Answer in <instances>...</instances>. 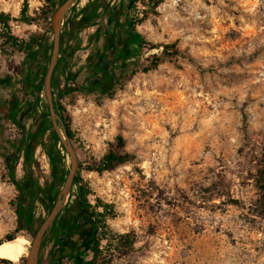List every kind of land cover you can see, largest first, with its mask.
<instances>
[{"label": "rangeland", "instance_id": "obj_1", "mask_svg": "<svg viewBox=\"0 0 264 264\" xmlns=\"http://www.w3.org/2000/svg\"><path fill=\"white\" fill-rule=\"evenodd\" d=\"M63 1L53 0V13ZM88 2L76 0L63 20L58 60L61 56L65 61L57 82L66 91L59 95L55 81L51 89L62 106L59 132L63 136L68 123L78 156L76 174L86 184L87 206L99 226L94 264H264V189L255 179L264 160V0H134L128 24H134L131 35L140 34L142 43L131 40L124 53L126 68L117 59L120 40L111 50L104 47L108 57L103 66L91 59L103 47V38H112L107 11L69 36L67 19ZM24 3L31 16L41 14L47 4L0 0V12L18 17ZM45 25L43 19L15 21L12 31L27 39L34 30L46 32ZM47 34L41 60L33 63L20 51H0V79L20 74L30 80L32 72L37 78L45 73L53 32ZM165 44H174L178 53L169 47L167 59L142 71L136 63L149 65ZM110 82L112 97L101 93ZM40 94L52 125L43 90ZM11 96V87L0 82V101ZM28 98L33 99H21ZM22 122L29 127L31 119ZM50 133L48 129L44 135L46 145ZM117 135L125 139L130 161L111 170L88 171L87 162L100 158ZM19 138V128L0 111V240L22 233L30 246L48 214L46 205L51 207L55 199V190L48 195L45 190L55 182L56 166L42 145L35 147L31 169L37 189L23 196L30 227L16 231L21 198L5 155H15L13 143ZM56 147L64 155L59 191L70 156L60 141ZM21 161L15 165L17 180L24 176ZM77 190L73 184L68 199ZM43 198L46 205L40 202ZM29 246L23 260L14 264H24ZM90 246L76 247L63 258L46 238L38 264L92 262Z\"/></svg>", "mask_w": 264, "mask_h": 264}, {"label": "trees", "instance_id": "obj_2", "mask_svg": "<svg viewBox=\"0 0 264 264\" xmlns=\"http://www.w3.org/2000/svg\"><path fill=\"white\" fill-rule=\"evenodd\" d=\"M47 4L42 7L41 14L37 16H31L28 14V5L24 3L21 10L20 15L18 17L11 16L9 13L0 12V51L5 53L8 49L10 51H20L24 53V57L26 61L33 63L35 61L41 60V53L44 50V47L48 45L49 38L47 32H51L50 26V18L53 13V0H46ZM158 2L156 1L154 5ZM97 6L92 2H88L83 8L81 12H72V16L67 19V28L69 30V36L73 34V32L79 29L83 25H89L94 23L95 19L97 18L98 14L96 12ZM39 19H43L45 21V27L47 28L46 32H41L40 30H34L29 33L27 39L18 38L12 31V22L18 21L23 23H37ZM130 27L133 28L134 24L132 22L129 23ZM63 30L61 31V41H60V49L63 42ZM137 38V41L142 43V38L140 34H135L133 39ZM155 47V46H153ZM172 48V53H178V49L175 48L174 44H165L163 46V52L161 54H152L151 63L147 66H143L139 62L136 64L142 71H148L152 68H155L160 61L168 57L165 56L167 48ZM51 49V48H50ZM126 51L122 50L118 54V63L121 65L122 68H126L127 57L124 55ZM172 55V54H170ZM43 57V56H42ZM103 59L105 55H102ZM65 58L61 57L57 61L52 78H51V87H53V83L55 81V87L58 89V82L57 77L61 71H64V63ZM97 61V65H98ZM135 71V70H134ZM45 73H42L39 78H37V73L32 72L29 77L31 78L28 80L27 76H21L18 74L17 76L5 77L0 79V82L5 85L11 87L12 96L10 100H1L0 101V111L3 112L8 119H10L20 130V138L14 144L15 155L10 157L5 155V160L7 162V169L9 173L10 180L15 185L17 190L20 193V202L15 209V214L19 219V223L17 226L18 231L22 227H30V215H29V208L24 199V195L28 194L29 191L35 192L37 189L36 182L32 175V163H33V152L36 146L42 145L44 148L45 153L49 157L52 165L56 166L54 171V181L55 176L59 180L63 176V172L60 169L59 163L64 159V155L62 150L57 149L56 145L59 143V137L53 129L51 123H48V113L45 111L44 108L42 110H37V105L40 102V93L43 90V81H44ZM14 82V83H13ZM119 82V78L115 81V83ZM13 84V85H12ZM16 86V87H15ZM113 83H109L101 90V93L106 94L108 97H112L114 94L115 89L113 88ZM65 89H58V94L61 95ZM25 97H33V99L28 98L23 101L21 98ZM8 104V106H7ZM47 108V105H45ZM56 109L58 111L59 116L61 119L62 114L60 110H62V106L57 103ZM31 119V124L29 127H26L23 124L22 120L24 119ZM245 119V116H243ZM245 122V120L243 121ZM65 131L68 134L69 138L73 139V134L70 131L68 123H64ZM48 129H51L50 133V143L48 145L44 142V135ZM19 158L22 159L21 164L24 171V176L21 180H17L15 178V165L18 162ZM131 155L129 152L125 150V139L122 135H117L115 139L110 142L108 149L103 153V155L98 159H92L90 162H87L85 168L88 171H98L102 172L105 170H111L114 167L124 164L125 162L130 161ZM82 163H80V166ZM256 182L259 184L261 189H264V160H261V163L256 168ZM59 182V181H58ZM55 183V182H54ZM73 183L77 186V194L76 200L81 202L87 209L88 204L86 202L85 196L87 193L86 184L83 182L80 174H76L73 179ZM59 185V184H58ZM74 198V196H72ZM264 202V197L262 198ZM89 210V209H88ZM264 213V212H263ZM89 217L92 222V230H93V238L91 243V250L93 253V261H88L85 264H94V258H96L97 254L99 253V239L97 236L99 226L97 221L94 218V213L89 210ZM17 234L16 232L8 233L4 236L0 243L5 240L13 239ZM23 260V259H22ZM39 261V260H38ZM13 261L7 258H0V264H14ZM59 259L54 262L53 264H58ZM23 264V263H21Z\"/></svg>", "mask_w": 264, "mask_h": 264}, {"label": "flooded vegetation", "instance_id": "obj_3", "mask_svg": "<svg viewBox=\"0 0 264 264\" xmlns=\"http://www.w3.org/2000/svg\"><path fill=\"white\" fill-rule=\"evenodd\" d=\"M92 3L97 4L98 0H91ZM103 4L97 7L96 12L107 11L105 14L106 25H111L112 38H103V47L98 48V51L91 59H96L98 65L104 63L102 58L104 47L112 49L115 41L120 40V50L126 51L133 36L134 29L128 24V16L133 9L134 0H103ZM113 17V20L111 18ZM95 23V21H94ZM131 28V29H130ZM128 33L126 34V30ZM112 39V40H111ZM95 60V61H96ZM58 179L55 176V183L50 184L49 188L45 190L46 195L52 193L55 190L54 203L57 200L58 192ZM70 194V193H69ZM67 195L62 204L60 211L58 212L51 228L45 234L43 241L49 238L52 245L55 244L57 250H60L63 258H68L72 254V250L76 247L81 248L86 244H91L93 238L92 222L89 217V210L79 201L74 198L68 199ZM43 205H46L45 198L40 201ZM53 205V204H52ZM49 207L46 205V209L49 212ZM42 244V243H41Z\"/></svg>", "mask_w": 264, "mask_h": 264}, {"label": "water", "instance_id": "obj_4", "mask_svg": "<svg viewBox=\"0 0 264 264\" xmlns=\"http://www.w3.org/2000/svg\"><path fill=\"white\" fill-rule=\"evenodd\" d=\"M76 0H64L54 11L50 18L51 29L53 32L52 45L50 50V59L49 63L45 70L44 81H43V92L46 97L47 105L49 108V113L52 121V125L56 134L59 137L60 142L62 143L64 149L70 156V168L66 175L65 181L58 192L57 200L53 203L47 216L43 219L41 224L37 227L31 245L29 246V252L25 257L24 264H38L39 251L41 243L47 231L51 228L55 217L60 211L62 204L65 200V197L69 195L72 186L73 179L78 169V156L76 150L68 136L64 131V135L61 136L58 123L62 124L61 118L57 113V101L53 98L52 89H51V78L53 74L54 67L58 61V56L60 53V41H61V28L63 20L68 13L70 7Z\"/></svg>", "mask_w": 264, "mask_h": 264}, {"label": "bare ground", "instance_id": "obj_5", "mask_svg": "<svg viewBox=\"0 0 264 264\" xmlns=\"http://www.w3.org/2000/svg\"><path fill=\"white\" fill-rule=\"evenodd\" d=\"M28 246L29 239L22 233H19L13 239L5 240L0 243V258L19 261L20 258H23L27 253Z\"/></svg>", "mask_w": 264, "mask_h": 264}, {"label": "crops", "instance_id": "obj_6", "mask_svg": "<svg viewBox=\"0 0 264 264\" xmlns=\"http://www.w3.org/2000/svg\"><path fill=\"white\" fill-rule=\"evenodd\" d=\"M41 95V94H40ZM42 101L43 99L40 98V102H39V105H37V110L40 111V109H42Z\"/></svg>", "mask_w": 264, "mask_h": 264}]
</instances>
